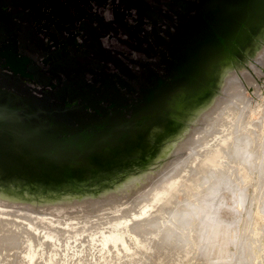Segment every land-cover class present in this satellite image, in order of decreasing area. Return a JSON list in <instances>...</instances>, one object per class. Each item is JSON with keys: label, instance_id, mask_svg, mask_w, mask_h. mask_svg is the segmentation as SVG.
<instances>
[{"label": "water", "instance_id": "95a60500", "mask_svg": "<svg viewBox=\"0 0 264 264\" xmlns=\"http://www.w3.org/2000/svg\"><path fill=\"white\" fill-rule=\"evenodd\" d=\"M171 43L169 81L150 92L123 131L32 123L18 115L23 100L0 90V208L68 228L151 185L234 89L262 78L264 0H199Z\"/></svg>", "mask_w": 264, "mask_h": 264}, {"label": "flooded vegetation", "instance_id": "af4514ba", "mask_svg": "<svg viewBox=\"0 0 264 264\" xmlns=\"http://www.w3.org/2000/svg\"><path fill=\"white\" fill-rule=\"evenodd\" d=\"M198 1L0 0V90L23 100L18 115L32 123L130 129L169 81L171 38Z\"/></svg>", "mask_w": 264, "mask_h": 264}, {"label": "bare ground", "instance_id": "6f19581e", "mask_svg": "<svg viewBox=\"0 0 264 264\" xmlns=\"http://www.w3.org/2000/svg\"><path fill=\"white\" fill-rule=\"evenodd\" d=\"M233 92L216 116L207 119L206 126L190 139L163 177L155 179L135 204L129 199L118 209L68 228L36 214L0 208V264H69L72 258L75 264H141L145 252L162 250H173L167 264H179L195 250L194 244L198 255L205 258L201 256L200 260L227 264L223 257L220 262L211 257L235 229V212L241 208L245 211L249 186L253 188L249 204L264 213V130L261 133L257 124L242 121L240 105L244 97ZM255 172L257 180L251 184L248 179ZM250 212L247 208L246 217ZM240 232L248 239H257L259 233L250 225ZM93 236L96 238L91 240ZM87 247L95 252V263L92 258L85 259ZM242 256H236L237 260Z\"/></svg>", "mask_w": 264, "mask_h": 264}, {"label": "rangeland", "instance_id": "374dc122", "mask_svg": "<svg viewBox=\"0 0 264 264\" xmlns=\"http://www.w3.org/2000/svg\"><path fill=\"white\" fill-rule=\"evenodd\" d=\"M146 1H151V0H146ZM168 0H162V4L164 3H167ZM131 57H133V59L135 58H139L137 55H133V56H130V60H131ZM233 93H242L243 94V100L241 101V105H240V110H242L241 112V119L242 121L244 120L247 123H254V125L257 124V126H259V132H263L264 130V74H262V78L260 80H251L250 83H247L244 87L240 86V87H237L236 89H234V92ZM232 97V94H230V96L227 98L226 101H229V99ZM262 116V117H261ZM261 117V118H260ZM207 123V121H206ZM260 123V124H259ZM206 125H204L203 127H205ZM202 127V129H203ZM263 144V143H262ZM263 146V145H262ZM170 170L167 172L169 173ZM166 172H163L162 174H160L156 179H159V178H162L163 175L165 174ZM255 180H257V173L255 172L251 177L250 179H248V182L251 184H253L255 182ZM244 185V184H243ZM252 186V185H251ZM249 186L248 189H247V193H248V197L245 201V211L241 209H238L235 213H237L234 217V222L233 223H236L235 219H237V223L235 225H233L232 227H234L235 229H233V231L236 233H234L233 231H230L229 235L226 237L227 241H223L222 243H220L219 245L222 244V248L220 246H218V248H221L222 250H224L225 254L224 255V252L222 254V250L221 249H217L215 251L214 254L216 255H212L211 258H213L214 260H220V257L222 258L223 257V260H228L229 262L227 264H264V213H261V212H257V209H256V206L255 204H249L250 203V195L252 194L253 192V188ZM150 187V185H149ZM146 190V188L140 192L138 195H136L135 197H133L132 199H130V202L132 201L133 204H135L137 201H139V197H141L142 193ZM264 194L262 195V199L261 201L264 202ZM131 204V203H130ZM250 205V206H249ZM247 208L250 212V217H246L247 214H245L244 212L247 211ZM240 210V211H239ZM264 211V209H263ZM240 213V214H239ZM237 215H239V218H237ZM234 216V215H233ZM248 218V219H247ZM242 219L244 220L242 222ZM103 221V220H102ZM232 223V224H233ZM244 224V225H243ZM76 225V224H75ZM75 225H72V226H75ZM78 225V224H77ZM80 225V224H79ZM246 225H250V227H254L256 226L257 229H258V236H257V239H254V238H246L244 235V237L241 234V230H242V227H246ZM236 226V227H235ZM66 228V227H65ZM240 229V230H238ZM239 231V232H237ZM239 233V234H238ZM234 235V236H233ZM236 235V236H235ZM240 235V236H239ZM242 237L240 240L239 238ZM96 238V236H93L91 237V240H94ZM233 238V239H232ZM231 239V240H230ZM240 243H238V242ZM258 241V242H257ZM242 242V243H241ZM224 243V245H223ZM229 243V244H228ZM227 246H226V245ZM234 244V245H233ZM238 245V247H237ZM240 245V246H239ZM194 246L196 247L195 250L193 252H191L189 255H188V259L187 258H181L180 261H179V264H207V262L205 263L204 260H200L199 258L203 259L204 257L202 255H198V253L196 252L197 250V246L194 244ZM86 247V246H85ZM225 247V248H224ZM241 248V249H240ZM249 248V249H248ZM74 246L71 250H74ZM88 247L86 248V251L85 252V259L88 258L87 261H89L91 258L93 259L92 260V263H95V258H93V254L95 253L94 251H89L87 250ZM238 249V250H237ZM162 250V249H161ZM221 250V251H220ZM259 250V251H258ZM262 250V251H261ZM219 251V253H218ZM237 251V252H236ZM246 251V252H245ZM92 252V253H91ZM162 252V254L160 255V253ZM172 252V253H171ZM238 252L241 254L243 253V258H241L242 260H237V257H239L240 254H238ZM89 253V255H88ZM147 255H146V254ZM143 255L144 257L148 256L149 254V259L151 260H148L146 258H142L141 261H144L145 262H142L141 264H167V260L169 257L167 256H170L173 255V250H171L169 252L168 250V253L167 251H160V253H152V252H145ZM167 253V254H165ZM194 253V254H193ZM237 253V254H236ZM245 253V254H244ZM249 253V254H248ZM87 254V255H86ZM153 254V255H152ZM156 254V255H155ZM192 254V255H191ZM223 256H221V255ZM95 255V254H94ZM163 255V256H162ZM166 255V256H165ZM196 255H198L199 257H197ZM228 255V256H226ZM234 255V256H233ZM88 256V257H87ZM150 256H153L154 259H152V257ZM161 256V257H159ZM192 256H196L195 258L192 257ZM203 258H202V257ZM218 256L219 259H217L216 257ZM225 256H226V259H225ZM237 256V257H236ZM253 256V257H252ZM257 256V257H256ZM60 257V256H59ZM59 257H57V260L59 259ZM162 261L161 263L159 262V260ZM162 257H165L164 259H162ZM167 257V258H166ZM172 257V256H170ZM245 257V258H244ZM256 257V259H255ZM194 258V259H193ZM197 258V259H196ZM72 258V260H68L69 264L72 263V261L74 262L73 264H75L76 262V259ZM141 259V258H140ZM190 259V261H188ZM205 259V258H204ZM239 259V258H238ZM244 259V260H243ZM250 259V260H249ZM148 260V261H146ZM166 260V261H165ZM170 260V259H169ZM168 260V262H170ZM234 260V262L232 261ZM239 261V263L237 261ZM154 263H152V262ZM166 263H165V262ZM221 261V260H220ZM219 261V262H220ZM243 261V263H242ZM71 262V263H70ZM204 262V263H203ZM232 262V263H231ZM237 262V263H236ZM84 264V262L82 263ZM174 264V263H173Z\"/></svg>", "mask_w": 264, "mask_h": 264}]
</instances>
